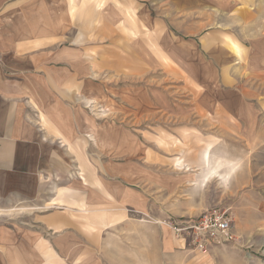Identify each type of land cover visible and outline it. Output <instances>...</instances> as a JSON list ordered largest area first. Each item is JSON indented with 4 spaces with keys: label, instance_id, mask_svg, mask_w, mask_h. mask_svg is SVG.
Here are the masks:
<instances>
[{
    "label": "rangeland",
    "instance_id": "rangeland-1",
    "mask_svg": "<svg viewBox=\"0 0 264 264\" xmlns=\"http://www.w3.org/2000/svg\"><path fill=\"white\" fill-rule=\"evenodd\" d=\"M0 27L3 42L55 41L80 55L82 74L87 63V99L73 104L88 111V170L103 175L105 221L137 222L83 227L121 239L104 248L115 262L264 264V1L0 0ZM212 208L233 217V244L198 251L172 230ZM144 222L151 252L139 258ZM165 240L180 244L164 252Z\"/></svg>",
    "mask_w": 264,
    "mask_h": 264
},
{
    "label": "crops",
    "instance_id": "crops-1",
    "mask_svg": "<svg viewBox=\"0 0 264 264\" xmlns=\"http://www.w3.org/2000/svg\"><path fill=\"white\" fill-rule=\"evenodd\" d=\"M258 32L264 50V31ZM79 63L80 55L67 46L57 51L55 41L0 40V264H69L78 256L108 264L105 254L111 252L113 260L116 251L105 250L106 242L121 239L109 235L106 240L103 233L88 236L83 227L102 231L137 223L105 221L104 213L111 211L104 208L103 175L87 165V107L73 104L84 102L83 97L86 101L88 93L87 63L83 74ZM89 172L95 178L90 189ZM123 196L128 207L144 205L141 193L127 191ZM122 209L115 210L114 218L124 215ZM143 226V234H134L143 248L130 250L139 258L151 252V226ZM61 229L65 233L57 238ZM74 242L81 243L78 254ZM168 244L176 247L180 242L165 240L164 252Z\"/></svg>",
    "mask_w": 264,
    "mask_h": 264
},
{
    "label": "built area",
    "instance_id": "built-area-1",
    "mask_svg": "<svg viewBox=\"0 0 264 264\" xmlns=\"http://www.w3.org/2000/svg\"><path fill=\"white\" fill-rule=\"evenodd\" d=\"M172 230L179 236L184 235L198 251H208L237 241L233 217L228 210L221 208L209 209L196 220L187 222L186 226H172Z\"/></svg>",
    "mask_w": 264,
    "mask_h": 264
}]
</instances>
